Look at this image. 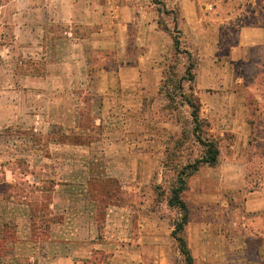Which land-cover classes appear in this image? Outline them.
<instances>
[{
    "label": "crops",
    "instance_id": "obj_1",
    "mask_svg": "<svg viewBox=\"0 0 264 264\" xmlns=\"http://www.w3.org/2000/svg\"><path fill=\"white\" fill-rule=\"evenodd\" d=\"M207 1L167 0L179 9L184 39L197 57L195 92L212 132L217 139L234 136L227 145L230 158L200 172L205 189L208 183L218 186L220 207L233 212L238 232L198 233L190 248L197 264H216L214 258L264 264V0ZM232 2L237 10L231 9ZM155 13L152 6L123 0H0V34L11 29L16 42L38 46L36 55L58 66L56 75L63 82L87 83L89 91L97 87L100 94L121 95L143 114V100L158 95L174 51L172 37L159 29ZM134 27L136 36L131 34ZM99 51L106 52L101 60ZM256 114L262 118L252 123ZM43 126L48 130L51 125ZM148 133L149 125H130L128 141L138 146L144 171L126 166L118 170L134 183L147 174ZM49 145L44 162L61 161L63 167L44 165L41 170L56 180L46 191L49 201L35 207L28 197L18 201L0 193V264H153L154 259L164 264L162 219L147 203L96 200V185L88 183L102 174L94 167L92 148L58 141ZM129 156L130 162L137 157ZM249 162L259 166L253 180ZM40 182L31 177L32 185ZM123 189L130 200L137 187ZM41 193L45 191L36 192Z\"/></svg>",
    "mask_w": 264,
    "mask_h": 264
},
{
    "label": "rangeland",
    "instance_id": "obj_2",
    "mask_svg": "<svg viewBox=\"0 0 264 264\" xmlns=\"http://www.w3.org/2000/svg\"><path fill=\"white\" fill-rule=\"evenodd\" d=\"M123 1H132L143 8L148 6V0ZM241 2L246 3L244 0ZM205 3H210V0ZM230 6L232 10H237V3L232 2ZM155 16L158 21L157 13ZM137 31L138 27H134L131 34L136 36ZM186 37L190 44L194 42L191 36ZM38 48L29 41L16 42L11 29H4V33L0 34V193H9L18 201L28 197L35 207L44 200L49 201L51 193L46 191L54 188L56 180L49 179L50 175L47 174L44 177L41 170L44 165H49L53 170L63 168L61 161L46 164L43 160L45 154H50V141L90 146L95 153L94 167L102 174L94 178V182L92 180L88 183L96 185L98 193L94 198L102 203H147V207L162 219L159 223L165 235L164 264H186L178 243L171 235L179 211L170 209L161 195L168 190L169 183L175 177L176 163L182 165L199 156V149L186 142L177 150V158H168L183 137V119L190 116V111L182 107L184 113L181 114L170 108L158 94L143 100L141 114L138 106L121 95L116 98L112 93L100 94L97 87L94 92L89 91L87 83L63 82L61 76L56 75L61 72L60 68L37 56L36 53L41 52ZM97 56L101 60L106 52L99 51ZM110 59H114V56L111 55ZM202 78L201 74L200 81ZM198 98L201 101L202 98ZM202 102L200 115L208 120ZM260 117L262 115H254L251 122ZM43 125L51 126L45 130ZM130 125H149L147 174L142 176V181L138 178V183L118 170L122 166L139 171L144 169L137 156L138 146H131L128 141L131 139ZM220 139L222 158L226 161L230 158L227 145L232 143L234 136L227 134ZM130 153L137 156L132 162L129 160ZM35 154L42 157L33 156ZM122 155L126 161H122ZM202 168L188 179V190L183 195L190 211V222L185 232L189 248L192 237L198 233L231 235L238 232L233 212L229 208L220 207L218 186L208 183L205 189V175L200 172ZM258 174V162H249V178L253 180ZM32 176L41 180L40 184L32 185ZM131 182L134 184L131 185ZM125 185L137 187L130 200L126 198V190L123 189ZM38 190L45 193L36 194ZM211 195L213 200L208 197ZM240 200L236 203L239 204ZM150 258L153 259L152 256ZM233 260L214 258L216 264H233ZM153 261L156 259L151 262L156 264ZM201 264H205L204 260Z\"/></svg>",
    "mask_w": 264,
    "mask_h": 264
},
{
    "label": "trees",
    "instance_id": "obj_3",
    "mask_svg": "<svg viewBox=\"0 0 264 264\" xmlns=\"http://www.w3.org/2000/svg\"><path fill=\"white\" fill-rule=\"evenodd\" d=\"M158 15L159 29L168 33L173 40V56L163 86L159 90V97L179 112L184 113V107L190 111V116L183 119V137L174 147V153L168 158H177L178 149L188 142L199 149V156L193 160L174 166L175 177L169 183L167 191L161 198L170 209L179 211V218L174 224L172 238L178 243L181 255L186 264H195V259L185 238L186 228L190 222V211L183 199L188 190V179L202 167L218 168L221 164L222 147L220 139L212 134L211 123L201 117L202 104L195 92L197 57L185 39L182 30L183 18L178 8L170 7L167 0H148ZM129 4L135 6L132 1ZM185 120V121H184ZM167 163V162H166Z\"/></svg>",
    "mask_w": 264,
    "mask_h": 264
}]
</instances>
